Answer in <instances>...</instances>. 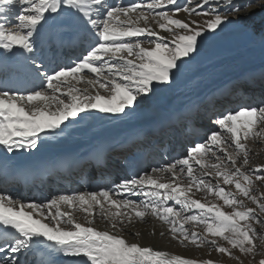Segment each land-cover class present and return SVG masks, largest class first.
<instances>
[{
	"label": "snow or ice",
	"instance_id": "obj_1",
	"mask_svg": "<svg viewBox=\"0 0 264 264\" xmlns=\"http://www.w3.org/2000/svg\"><path fill=\"white\" fill-rule=\"evenodd\" d=\"M253 2L246 0L243 7L248 9ZM192 3L139 0L124 6L109 0H0V69L10 63L19 66L27 82L36 86L23 94L9 87L7 81H0V86L7 89L0 91V264H33V259L47 248L83 259L84 264H218L211 258L172 254L129 242L116 232L86 226L70 212L62 211L61 205L78 207L93 216L99 209L113 229L132 223L134 218L143 221L150 213L169 225L172 238L181 244L188 242L197 248L207 244L210 251L214 248L236 259L239 257L233 256V250L255 255L256 242L264 235L254 225L264 226V219L255 208L245 207L236 193L264 213V192L252 194L254 183L264 184V175L259 174L264 172V165L245 167L250 151L245 141L264 136V102L219 115L212 121L216 130L190 147L186 156L151 172L132 173L111 188L59 194L44 203L25 201L10 191L9 182L15 179L16 170L8 154L39 150L50 137L62 136L76 119L94 113L117 119L134 113L142 101L150 100L158 87L168 86L183 66L195 59L209 33L230 22L222 12L239 15L241 11L234 0ZM182 11L187 14L185 19L178 18ZM193 16L205 19L201 23ZM150 18L168 35L153 30ZM141 21L145 26H140ZM141 36L155 39H149L150 46L144 47ZM69 45L77 46L79 55L67 64L57 63L56 51ZM87 73L94 79H86ZM71 81L86 82L94 94L74 87ZM96 85L105 94L96 90ZM241 153L243 161L238 163ZM209 169L215 173V184L204 179L212 175ZM165 174L171 179L162 182ZM185 179L186 184L182 183ZM229 185L236 192L226 191L224 186ZM193 186L197 191L206 189L215 194L233 211L228 213L192 199L188 193ZM118 192L143 199L117 200L113 194ZM170 201L184 211L196 209L198 214L182 215ZM105 204L109 206L107 211ZM187 222L203 225L206 235L196 231L189 234L184 228ZM65 224L70 227L65 228ZM217 238L230 247L218 244ZM37 264L51 262L37 259ZM259 264H264V259Z\"/></svg>",
	"mask_w": 264,
	"mask_h": 264
},
{
	"label": "bare ground",
	"instance_id": "obj_2",
	"mask_svg": "<svg viewBox=\"0 0 264 264\" xmlns=\"http://www.w3.org/2000/svg\"><path fill=\"white\" fill-rule=\"evenodd\" d=\"M182 0H179V4ZM198 0H193L192 6H195V3ZM139 0H109V3L112 4H122L127 6L129 4L137 3ZM234 3L240 4L239 2L234 0ZM181 5V4H180ZM183 5V3H182ZM208 6H205V9ZM254 13H245L239 14L235 13L233 17L236 20L242 19H250ZM187 16L183 11L178 14V18L185 19ZM232 17V14L229 15ZM202 19L205 18L203 16L196 17L193 16L192 19ZM211 18V17H210ZM13 22H15L13 18ZM156 21L149 19V23L152 26V29L155 31H161L158 28V24ZM140 26H145L144 22H140ZM240 27V26H238ZM262 34H257V41L254 43L251 39H248V42H235L233 41V45L246 44L245 48L242 47L238 49V51L233 52L228 49L225 52L217 57V53L212 50V46H207L205 50V54L207 55L203 59H197L188 62L183 66V70L179 73L173 81L168 86L160 87L159 90H156L155 94L151 97L150 100L142 101L140 106L136 109L134 113H131L127 117L122 118H113L110 114L104 113H94L93 115L87 116L85 119H76L74 123L68 125V128L65 130V133L60 137H50L48 142L42 145L39 150H18L14 155L8 154L9 159L13 161V167L17 172H23L27 169L28 166H35L37 164L50 163L54 165L56 160L61 159L62 161L70 162L75 159V156H85L93 147L102 146L103 150L100 154L101 160L104 165L99 164L100 161L98 159H90L88 161H81V165L70 171L69 173H65L61 171L57 167H52L44 176L43 179L39 180L38 183L44 186V190L46 191L44 198H37L34 192H32L31 188L28 187L24 192V188L21 185L14 184L11 187L12 194L18 195L23 198L25 201L35 200L38 203H44L47 199H51L54 196L59 194L58 191H66L64 194H69L68 189L77 187L78 182L77 179L85 176L87 180V185L85 189L87 191H99L96 188L91 189L89 187V180H100L103 181V185H113L119 184L121 180L130 178L132 173H135V168L140 165L142 155V151L146 152V158L148 161L146 162L144 169L147 167L146 165L150 163L151 159L154 157V153L151 151V148L155 145H160L161 148L165 147V161H162L159 165H153L152 168L162 167L166 164L174 163L177 159L183 158V150L180 148L179 144L184 142H190L194 139L196 140H204L205 133H209L211 131V126H207L204 118L209 114H215L222 112L224 108H229V111H233L239 104H246L242 107H252L248 105V102L260 101L264 98V89L262 88V82H264V71L263 73L257 72L253 74L254 76H250L249 81L243 84L236 85L229 89H224L218 96L219 98L213 99L211 103H206L200 105L198 107L192 108L186 115L182 114L186 109V103L192 102L193 97L198 96L200 90L215 81H219L221 77L225 74L236 76L242 75V71L247 69L246 72L250 70H258V67H264V20L261 25ZM162 36H167L166 34H161ZM142 46L149 47L148 42L149 38L146 36L139 37ZM221 43H224L220 39ZM79 55V48L75 45H69L64 47L63 49L57 50L55 56L57 58V63H61L62 58L71 57ZM217 57V58H216ZM216 58V59H215ZM215 59V60H214ZM73 60L70 59L68 63ZM200 62L198 70H196L197 75L201 76L195 83L191 84L190 93L184 94L182 92H178L176 97L173 98L171 95L172 92H177L181 88L189 87L190 85H181V80L186 75L189 77L190 71L197 69V64ZM202 62V63H201ZM190 66V67H188ZM195 71V72H196ZM255 71V72H256ZM16 72H20L22 74L19 75ZM195 74V73H194ZM193 74V75H194ZM90 73L86 74V79H94V76ZM20 76V80H15V77ZM89 76V77H88ZM252 77V78H251ZM254 77V78H253ZM7 80L10 82H14L15 84L9 86L14 89H20L23 94H26L25 89H35L36 86L27 82V77L23 71V69L19 66H15L13 64H9L6 69H0V81ZM74 87L80 89H88L90 93L94 94V89L92 86L88 85L86 82H70ZM174 88L171 92L169 89ZM181 87V88H180ZM208 88V87H207ZM96 90H99L101 94H105V90L99 89V85L95 86ZM178 89V90H177ZM212 89V88H211ZM7 89L0 86V91H5ZM163 96V97H162ZM163 98V99H162ZM168 98V99H166ZM165 99V100H164ZM152 101L151 104L150 101ZM160 102L161 105L157 104ZM195 102V101H194ZM189 104V103H188ZM260 105V104H259ZM258 105V106H259ZM257 106V105H253ZM186 108L185 110H183ZM241 106L236 110H239ZM183 110V111H182ZM171 118H175L177 120L178 128L180 129L179 137H177L180 141L174 140L175 137L167 138L165 133H151V128L157 127L159 125L164 124L166 121H170ZM212 125V124H211ZM213 126H215L213 124ZM216 127V126H215ZM163 130H166L165 128ZM174 130V129H173ZM149 133V134H146ZM177 133L176 130L172 133L173 135ZM196 135V136H195ZM199 135V136H198ZM144 137H148L146 140ZM261 140V139H260ZM263 140V139H262ZM125 141L129 146L115 147V144ZM175 143H174V142ZM196 143H199L198 141ZM124 144V143H123ZM264 146V142H260ZM131 147H134L135 150L126 154ZM139 147V149H138ZM255 147V145H254ZM168 148V150H167ZM257 148V147H255ZM254 148V149H255ZM167 150V151H166ZM252 151V150H251ZM256 152V151H255ZM254 152V153H255ZM260 152V151H259ZM255 154V158L264 155V152L261 151L259 154ZM250 154V153H249ZM259 154V155H258ZM0 155H3L2 150H0ZM119 157L121 160H118ZM243 154L240 155V160H242ZM120 162L119 167H125V173H122L118 169L117 173H114V163L111 162ZM261 161V159H260ZM226 162V161H225ZM93 163H98L95 167H93ZM86 169V171H85ZM179 172V170H177ZM198 173V172H197ZM119 175V176H118ZM214 177V176H213ZM119 179V181H118ZM171 179L170 174H165V180L162 182H167ZM63 183H67V187L63 188ZM182 183H187V179L183 180ZM213 183V182H212ZM216 183V182H215ZM221 185L223 186L222 178L220 180ZM214 184V183H213ZM102 186V185H100ZM256 183L252 187H255ZM99 187V186H98ZM226 191L236 192L234 186H224ZM263 188V187H262ZM87 191H79L76 192H87ZM208 195L199 196L201 202L206 203L208 205H215L220 207L225 212L231 213L233 209L223 203V201L217 197L216 195L213 197H209L210 193L205 191ZM262 192H264L262 190ZM195 190L194 186L192 191L188 193L191 198L194 196ZM253 194V193H252ZM260 193L256 194L257 196ZM237 195V193H236ZM255 195V193L253 194ZM239 197V196H238ZM113 198L119 200L121 198L131 199L139 202L143 199L142 196L118 192L113 194ZM244 200V206L249 208H255L257 214L263 219L264 214L258 212L257 206L247 198H237ZM171 202V201H170ZM168 202V203H170ZM62 211L70 212L71 215L75 218V220L79 223L85 224L86 226L94 227L98 230H107L109 232H116L119 235L124 236L129 242L139 243L143 246H152L154 248L165 250L172 254H179L190 258L196 259H207L211 258L214 261H217L218 264H259L261 259L264 256V239H258L256 242V252L255 255H244L238 252V250H233V256L239 257L230 258L227 255H222L214 250V248L210 251L209 246L207 244L202 245L200 248L185 242L181 244L178 240L172 238V234L169 231V225L160 221L157 217L152 216L150 213L146 215L143 221L138 219H133L132 223H125L120 225L118 228L113 229L110 226V222L103 219L100 215V210L96 209V214L86 215L82 212L78 207L74 209H69L66 205H61ZM109 209V206L105 204V211ZM111 211H115V209H111ZM197 212V210H196ZM198 213V212H197ZM187 214V213H186ZM262 215V216H261ZM91 221V225H88V221ZM139 228V231L136 229L130 228V225L134 224ZM188 223V222H187ZM258 224L254 225L255 227ZM65 228L70 227L69 225H63ZM149 226L154 227V237L150 235H146L149 230ZM188 227L184 228L189 232L196 231L202 235H206L203 231L204 226L200 224H194L190 222ZM124 230L121 231L120 229ZM137 228V229H138ZM137 231L135 235H132L131 231ZM143 233H140V231ZM259 232L260 229H257ZM143 234V236L141 235ZM264 235V232H263ZM218 244H221L226 247H230L227 243L219 238H217ZM21 259H24V254H21ZM37 259H45L51 262V264H84V260L77 257H66L62 253L57 252L51 248L45 249L41 252L39 258Z\"/></svg>",
	"mask_w": 264,
	"mask_h": 264
},
{
	"label": "rangeland",
	"instance_id": "obj_3",
	"mask_svg": "<svg viewBox=\"0 0 264 264\" xmlns=\"http://www.w3.org/2000/svg\"><path fill=\"white\" fill-rule=\"evenodd\" d=\"M235 1L239 2L240 5H241V11H240L241 14L254 13V15L250 19L236 20V18L233 17V15L235 14L234 12H231V11L222 12L223 15H227L228 17H229L230 14H232V17H229L230 22H226L223 25V27L217 29L214 34H212V33H209L208 34L206 40L203 42V44L200 47V50H199L198 54L195 56V58H197V59H203V58H205L207 55L205 54V51H203V50L207 49L206 48L207 46H212V50L218 54L217 57L220 56V55H222L225 52L226 49H228L230 51H233V52H236V51H238V49H240L242 47L245 48V45L246 44H240V45L234 46L233 45V41H235V42H243V41L247 40V41H245V43H246V42H248V39H251L255 43L257 41V34L258 33L260 35L262 34V31H261L262 29H258V28H261V25H262L263 20H264V6H257V5H260V4L264 3V0H254L252 6L250 8H248V9H245L243 7V5L246 2V0H235ZM185 2H186V0H182L180 4L182 5V3L184 4ZM177 3L179 4V0H177ZM212 6H214V5H212ZM208 18H210V17H208ZM204 19L205 18H203V20H202L200 18L199 20H200L201 23H203ZM238 26H240V27H238ZM159 32L161 34L162 33L163 34H166V35L168 34V33L164 32L163 30H161ZM220 39L224 43H221ZM145 43H148V42H145ZM199 64H200V62L196 65L197 66V69L195 68L194 72L193 71L188 72L189 73V77L186 75L181 80V83H180L181 85H188L189 84L190 85L189 87H185L184 89H182L180 87L181 89L180 90L177 89L178 91L175 92V94H174V92H172L174 90L173 87L171 89H169L172 92L171 95L173 96V98L176 97V95H177V93L179 91L182 92V93H184V94H189L190 93L191 84L195 83L198 79L201 78V76L199 74L197 75V73H199V72L196 71V70H198ZM188 67H190V66H188ZM263 69H264L263 66L262 67L261 66L258 67V70L259 71H261ZM246 70L247 69L243 70L242 73H241L242 75H239V76H236V74H233V75H231V74L230 75L225 74L223 77H221V79L219 81H215V82H213V83H211L209 85H206L198 93L197 99H196V96H194L191 104H190V102H188L189 104L186 103V105H187L186 108L192 109V108H195L200 103H202V105H203V103H206V102H208V101H210L212 99H216L217 100V98H219V96H220L219 94L224 89H226V88H228V87H230L232 85H236L238 83L248 81V79H249L250 76H253V74H255L256 72H258L256 70H250L249 72L248 71L246 72ZM7 82L9 84V86L13 84V82H10V81H7ZM159 89H160V87L157 88V90H159ZM166 99H168V98H166ZM152 101L153 100H151L149 104H151ZM262 102H263V100L260 102V104ZM157 104L161 105L160 102H157ZM242 106H244V105H241V107ZM257 106H258V104H257ZM186 108H184L183 110H185ZM224 112H226V109L223 110L219 114H213V115L207 117V122L206 123H208V124L210 123V126L213 127V130H216V127L213 126L212 121L215 120L219 115L224 114ZM207 134H208V132L205 133L204 137H206ZM262 141L264 142V136H261V137H258V138H249L247 141H245L246 145L250 149V151H249L250 154H248L249 163H248L247 166H245L246 169H251V168L255 167L256 165H264V155L257 157L258 159L255 158V154H257V152L260 151L259 154L261 153V151L264 152V146H262V144H259ZM196 142H197L196 140L190 141L188 144L185 145L184 152H183L184 153L183 154L184 156L187 155L188 149L192 145L194 146L196 144ZM254 145L257 148H255ZM229 150L231 151L232 149L229 148ZM241 154H243V153H241ZM221 159L222 160L225 159L223 157V155H221ZM260 159H261V161H260ZM242 161H243V158H242V160L239 159L238 163H242ZM209 163H216V161L215 160H210ZM228 167H231V164H228ZM151 169L152 168H151V165H150V168L144 170V172H151ZM177 170H179V169H177ZM208 171H212V170L209 169ZM259 174L264 175V172H261ZM196 175H199V168H198V166H197V169H196ZM204 179H205L206 182H211V183L213 182L215 184L217 178L215 177L214 171H212V175L210 177H207L206 176V177H204ZM220 180H221V178H220ZM253 189H254L253 190V194L255 193V195H256L258 193H261L262 190L264 191V184H261L259 182H256V186L253 187ZM194 190H195V194L192 197V199L199 198L200 194L201 195H205V197L208 195L205 192L206 189H202L200 191H197L196 188H195V186H194ZM213 196H215V194H210L209 195V197H213ZM238 196L241 197V198H245V197L241 196L239 193H237L236 198H239ZM170 204L173 207H175L178 210H180L181 213H182V215L198 214L196 212V209H189L187 211H184L183 209H180V206L177 205V204H175L174 202H170ZM258 212H260L259 208H258ZM260 213H262V212H260ZM263 214L264 213H262V215ZM263 219H264V217H263ZM189 223L190 222L185 223V227H188L187 225H189ZM149 227L150 228L148 230V233H146V235L148 236V235L151 234V236L154 237V232H155L154 230L155 229H154L153 226L152 227L149 226ZM130 228H133V229H136L137 231H139V228L137 227V223H136V225H135V223L132 224V225H130ZM256 229H260L259 233H261L263 235L264 226L257 225L256 226ZM137 231H135V230H133V232L131 231L132 235H135L137 233ZM140 233H143V231L141 230L139 232V234ZM141 235L143 236V234H141ZM263 259H264V256H263ZM257 263H259V262L257 261Z\"/></svg>",
	"mask_w": 264,
	"mask_h": 264
}]
</instances>
